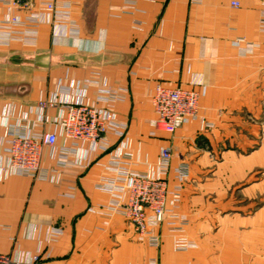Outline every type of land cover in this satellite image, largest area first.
<instances>
[{"label": "crops", "instance_id": "obj_1", "mask_svg": "<svg viewBox=\"0 0 264 264\" xmlns=\"http://www.w3.org/2000/svg\"><path fill=\"white\" fill-rule=\"evenodd\" d=\"M263 14L264 0H60L37 7L36 29L0 25V252L39 264H264ZM160 82L203 92L199 119L174 134L154 126ZM65 102L110 109L115 129L100 144L65 139ZM23 117L32 134H60L43 159L51 180L4 170L7 127ZM167 146L189 178L176 195L167 175L154 247L115 207L125 173L158 176Z\"/></svg>", "mask_w": 264, "mask_h": 264}, {"label": "built area", "instance_id": "obj_2", "mask_svg": "<svg viewBox=\"0 0 264 264\" xmlns=\"http://www.w3.org/2000/svg\"><path fill=\"white\" fill-rule=\"evenodd\" d=\"M59 1L0 0V25L11 28L22 24L26 28L36 29L39 23L33 20V16L37 7L44 6L47 10L55 12ZM234 5L239 6V3L234 2ZM22 12L29 14L27 21L22 19L20 15ZM262 24L264 25V14ZM202 95L203 92L199 88L158 83L152 98L155 128L160 132L174 134L183 126L198 120ZM56 104L55 101L43 100L38 103V107L45 111L56 107ZM115 119L116 114L113 111L96 104L65 102L62 114L55 123L60 129L61 136L67 140L100 144L115 129ZM40 121L46 123L48 120L42 118ZM29 122V118L23 117L7 127V162L4 170L18 172L35 180H51L52 169L44 165L43 159L45 150L56 146L60 134L56 130L32 134ZM171 161L172 150L167 146L161 151L158 176L137 171L125 173L121 179L127 186L125 200L115 207L116 212L133 224L140 239L154 247H159L162 243L158 228L167 216L170 194L167 175L173 171L179 182L175 187L176 195L180 192L182 183L189 178V168L186 164H180L172 169ZM181 223V226L176 225L173 228L180 232L185 220H181ZM191 245L194 243L186 241L177 249L185 251ZM40 262L39 254L29 260H20L0 252V264H39Z\"/></svg>", "mask_w": 264, "mask_h": 264}]
</instances>
